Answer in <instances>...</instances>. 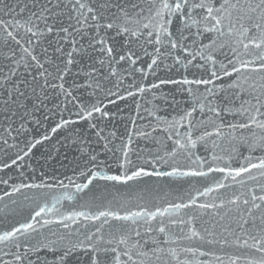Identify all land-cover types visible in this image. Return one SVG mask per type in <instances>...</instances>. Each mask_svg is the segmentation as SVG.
I'll list each match as a JSON object with an SVG mask.
<instances>
[{
    "label": "snow or ice",
    "instance_id": "6c2138e0",
    "mask_svg": "<svg viewBox=\"0 0 264 264\" xmlns=\"http://www.w3.org/2000/svg\"><path fill=\"white\" fill-rule=\"evenodd\" d=\"M0 264H264V0H0Z\"/></svg>",
    "mask_w": 264,
    "mask_h": 264
},
{
    "label": "water",
    "instance_id": "95a60500",
    "mask_svg": "<svg viewBox=\"0 0 264 264\" xmlns=\"http://www.w3.org/2000/svg\"><path fill=\"white\" fill-rule=\"evenodd\" d=\"M65 154L67 155V159H64L63 156H61L59 158V163L56 161H51L50 162V166L51 168H55L57 173H67L68 175L72 174L71 171V165H69V161L74 160V157L78 155L76 149L74 148H70V149H66L64 150ZM39 155V153L37 154ZM61 165H67V167H62ZM150 184L153 183V181H149ZM67 203V202H66Z\"/></svg>",
    "mask_w": 264,
    "mask_h": 264
}]
</instances>
